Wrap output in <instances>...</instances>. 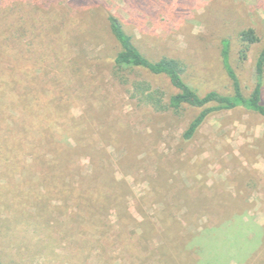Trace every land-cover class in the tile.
<instances>
[{
	"label": "rangeland",
	"instance_id": "374dc122",
	"mask_svg": "<svg viewBox=\"0 0 264 264\" xmlns=\"http://www.w3.org/2000/svg\"><path fill=\"white\" fill-rule=\"evenodd\" d=\"M0 13V70L43 88L27 93L42 98L38 136L90 147L70 171L47 168L45 149L43 166L25 152L27 169H0L1 261L264 264V118L215 112L184 140L198 110L157 112L131 99L112 72L107 22L116 16L146 57L181 60L201 95L231 93L228 39L247 94L264 47V0H0ZM249 28L258 41L243 60L238 34ZM137 74L129 78L175 91L164 77Z\"/></svg>",
	"mask_w": 264,
	"mask_h": 264
},
{
	"label": "trees",
	"instance_id": "16d2710c",
	"mask_svg": "<svg viewBox=\"0 0 264 264\" xmlns=\"http://www.w3.org/2000/svg\"><path fill=\"white\" fill-rule=\"evenodd\" d=\"M107 22L109 32L117 45L112 61V72L120 83L130 85L131 99L139 104L149 106L157 112L172 111L178 113L184 108L198 110L182 134L184 140H190L207 117L215 112L240 108L264 118V47L259 52L254 65L253 88L245 94L239 77L229 60L230 42L226 38L222 39L221 60L231 82V93L224 94L210 90L201 95L185 81L186 66L181 60L169 56H161L158 60L146 57L133 43L132 37L127 34L116 16L110 14L107 17ZM238 37L243 45L240 50V58L244 60L250 45L257 42L258 37L251 28L240 31ZM138 70L147 72L152 76L166 78L175 91L168 93L162 87L154 86L150 81L143 78L136 77L131 80L129 75L134 73L138 75ZM30 83L32 84L25 79L19 80L9 71L0 70V126L5 124L4 120L8 122L7 119L10 115L14 121V124H5V129L0 127V169L6 172L13 169H27L22 155L26 152L27 155H30L33 164L38 165L40 163L42 166L45 164L42 160L43 155L51 153L52 158L47 162V168L58 166L70 171L69 165H73L71 164L73 163L72 159L83 150L87 152L86 150L90 149L89 144L76 142L73 146L64 144L58 147L57 142L51 137L38 136V131L42 129L45 112L38 110L37 113H33V108L37 107L38 109L42 98L38 94H33L30 97L27 93L30 90H43V88L37 81L33 85ZM49 99L47 100L48 103L55 102L56 97ZM35 122H39V125H34ZM43 149H45V154H41ZM8 204L7 202L4 207H8ZM38 223L35 220L34 224ZM0 264L5 263L0 260Z\"/></svg>",
	"mask_w": 264,
	"mask_h": 264
}]
</instances>
